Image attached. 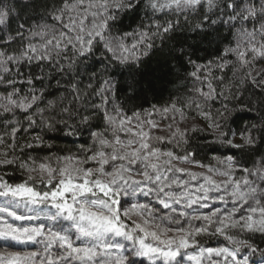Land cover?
I'll return each mask as SVG.
<instances>
[{
  "label": "snow or ice",
  "instance_id": "snow-or-ice-1",
  "mask_svg": "<svg viewBox=\"0 0 264 264\" xmlns=\"http://www.w3.org/2000/svg\"><path fill=\"white\" fill-rule=\"evenodd\" d=\"M258 62L264 0H0V264H264Z\"/></svg>",
  "mask_w": 264,
  "mask_h": 264
},
{
  "label": "trees",
  "instance_id": "trees-1",
  "mask_svg": "<svg viewBox=\"0 0 264 264\" xmlns=\"http://www.w3.org/2000/svg\"><path fill=\"white\" fill-rule=\"evenodd\" d=\"M15 2L16 0H13V3ZM197 55L201 57H205L207 53L198 52ZM173 69L174 70L170 74L164 76L160 84V87L155 94L152 92H149L147 93L146 96L141 97L134 103L137 105H141L144 108H148L152 104H160V103L166 102L171 95L177 92V89L179 88V83H177V81L179 79V76L183 74L182 69H180L179 65L176 64L175 62L173 65ZM257 71L264 72V63L258 62ZM216 104L219 105V101H217ZM186 123L190 125H195L198 128L204 129L203 132L189 133L190 135H193L195 137V139L192 141L193 145L202 143L205 136H207L209 139L211 138L212 136L211 129H208L206 127V124L208 122L203 120L199 116H197L195 119H192L190 117ZM71 139H72L71 137H64V136L58 135V139L54 141V144L60 148L72 147V144L69 142ZM220 151L221 152L228 151V153L231 154V151H234V150L229 151L227 149H221ZM216 154L218 155L219 153H216ZM209 158H211V155ZM10 178L15 180L17 177L12 176ZM209 243L212 245H219L222 243V241L214 238L211 241H209Z\"/></svg>",
  "mask_w": 264,
  "mask_h": 264
},
{
  "label": "rangeland",
  "instance_id": "rangeland-1",
  "mask_svg": "<svg viewBox=\"0 0 264 264\" xmlns=\"http://www.w3.org/2000/svg\"><path fill=\"white\" fill-rule=\"evenodd\" d=\"M194 171H200V169H193Z\"/></svg>",
  "mask_w": 264,
  "mask_h": 264
}]
</instances>
